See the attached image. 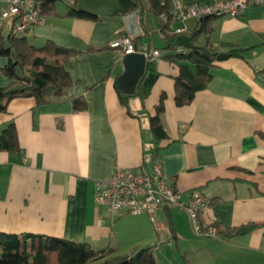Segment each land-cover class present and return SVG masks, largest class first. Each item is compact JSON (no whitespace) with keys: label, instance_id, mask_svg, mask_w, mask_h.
Here are the masks:
<instances>
[{"label":"crops","instance_id":"0c3cea01","mask_svg":"<svg viewBox=\"0 0 264 264\" xmlns=\"http://www.w3.org/2000/svg\"><path fill=\"white\" fill-rule=\"evenodd\" d=\"M58 1L44 12L43 24L24 34L37 47L53 41L77 50L65 62L72 82L60 98L40 104L35 97L20 96L0 112V132L13 122L19 145L0 150V231L58 236L95 249L112 248L116 254L146 246L156 250L166 242L177 247L180 238L194 236L195 251L184 253L193 264H264V3L209 21L212 29L200 34V43L231 55L217 58L207 87L190 103L178 105L180 61L168 58L167 49L161 50L154 68L146 66L136 92L125 93L117 84L125 55L109 44L116 34H128L125 15L78 17L68 14V5L61 10ZM178 1L194 5L214 0ZM145 18L151 31L165 39L162 15L147 11ZM169 22L165 30L173 33L180 24ZM202 24L190 19L187 32ZM6 25L9 33L10 25L0 18V30ZM138 42L153 46L149 36ZM232 48L240 50L232 54ZM7 63L0 56V87L13 82L3 69ZM75 97L85 101V108L75 110ZM161 100L169 137L154 160L185 200L195 191L207 197L203 226H259L232 238L208 236L194 233L181 210L113 212L96 202V183L116 166L143 168L154 141L150 116ZM164 218L171 234L161 223Z\"/></svg>","mask_w":264,"mask_h":264},{"label":"trees","instance_id":"16d2710c","mask_svg":"<svg viewBox=\"0 0 264 264\" xmlns=\"http://www.w3.org/2000/svg\"><path fill=\"white\" fill-rule=\"evenodd\" d=\"M43 13L54 9L57 0H39ZM78 0H70L68 14L78 17H99L77 9ZM125 10L116 12L127 15L139 10V23L143 37L153 35L149 28L145 14L151 11L156 14L171 15L174 0H122ZM214 16L200 19L203 24L193 31H188L194 47L186 52H179L177 41L179 34L167 33L165 28L170 18L165 21L163 30L165 40L168 41L170 52L168 58L179 60L180 72L176 77V102L178 105L190 103L196 92L207 87L212 78L211 69L218 58V50L209 43L202 44L199 36L203 32H210L209 21ZM29 30V29H28ZM26 30V31H28ZM25 31V32H26ZM138 43L139 38H134ZM240 49L232 48L231 53L237 54ZM77 54V50L57 45L48 41L43 47L34 45L27 35H20L13 28L5 37L3 28L0 30V56L8 58L4 71L13 82L6 87H0V112L7 109L9 101L20 96L35 97L40 104L52 98H60L67 93L72 79L65 67V62ZM155 62H149L147 69L154 68ZM125 96L121 100L126 104ZM75 110L85 108V101L80 97L73 99ZM164 111L163 100L156 107L155 114L150 116V128L154 141L150 156L154 160L155 153L161 147V142L169 137L162 121ZM16 126L13 122L0 132V150H16ZM259 224L247 223L227 229H219L218 234L225 238H232L255 229ZM0 264H162L155 256L152 246L135 248L126 254H116L115 249H95L88 242H77L63 237L35 234V233H6L0 231ZM184 264H193L184 255Z\"/></svg>","mask_w":264,"mask_h":264},{"label":"built area","instance_id":"2783aa9c","mask_svg":"<svg viewBox=\"0 0 264 264\" xmlns=\"http://www.w3.org/2000/svg\"><path fill=\"white\" fill-rule=\"evenodd\" d=\"M264 0H214L207 4L186 5L174 0L171 15L162 14L164 21L178 22L173 33L186 34L190 19L232 15L237 16L251 5L263 4ZM0 18L17 32L26 31L35 25L44 23L42 3L39 0H0ZM110 47L123 55L144 54L149 62L159 61L161 50L147 43H137L127 33H118L111 38ZM179 52L187 49L180 46ZM96 202L113 212L150 213L168 207L184 211L191 219L195 230L208 236H217L219 230L214 226H203L201 213L208 207L209 201L201 192H193L188 200L177 185L169 181L160 162L146 156L143 168L133 170L116 166L113 173L105 180L98 181L95 187ZM157 229L162 230L155 222Z\"/></svg>","mask_w":264,"mask_h":264},{"label":"water","instance_id":"95a60500","mask_svg":"<svg viewBox=\"0 0 264 264\" xmlns=\"http://www.w3.org/2000/svg\"><path fill=\"white\" fill-rule=\"evenodd\" d=\"M77 9L82 12L97 14V15H114L118 11L125 10V5L122 0H78ZM140 11H134L125 15L126 28L129 35L133 38L143 37L141 25L139 23ZM153 46L160 50H166L170 47L167 40L158 33L154 32L152 35ZM179 46L192 48L194 44L191 36L182 34L177 37ZM230 53L220 52L218 59L223 60L230 57ZM125 71L118 78L117 84L125 93H135L137 85L146 72L147 58L144 54L131 53L124 57Z\"/></svg>","mask_w":264,"mask_h":264},{"label":"rangeland","instance_id":"374dc122","mask_svg":"<svg viewBox=\"0 0 264 264\" xmlns=\"http://www.w3.org/2000/svg\"><path fill=\"white\" fill-rule=\"evenodd\" d=\"M68 1L70 0H59L58 1V6L61 10H63L68 4ZM8 25L5 26L3 33L4 36H7L8 33ZM25 31H21L19 32L20 35L24 34ZM30 38H32V36H29ZM32 43L33 44H39L37 41L34 42L33 38H32ZM162 224H164L165 227V232L168 234L170 232H168V228H167V222H166V218H164V222L161 221ZM192 225V224H191ZM192 230L194 233H196L194 226L192 225ZM171 234V233H170ZM172 236L170 235L169 238H171ZM194 237V236H193ZM193 237L189 240L184 239L183 238L179 240V244L177 247H172V244H168L167 242L163 244V246L160 249H156L155 250V256L156 258L162 263V264H184V253L186 252V250H188L189 252H194L195 248L197 245H195L193 242ZM193 255L195 253H192ZM207 264H212L211 261L206 260Z\"/></svg>","mask_w":264,"mask_h":264}]
</instances>
